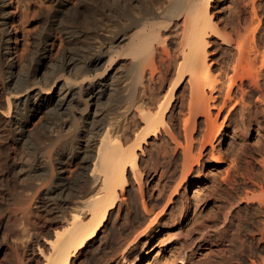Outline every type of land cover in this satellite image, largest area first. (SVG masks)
<instances>
[{
	"label": "bare ground",
	"instance_id": "obj_1",
	"mask_svg": "<svg viewBox=\"0 0 264 264\" xmlns=\"http://www.w3.org/2000/svg\"><path fill=\"white\" fill-rule=\"evenodd\" d=\"M212 1L75 0L73 5L71 2L74 0H51L55 13H63V10L70 12L72 5L77 14L72 24L68 22L70 26L74 23V27L67 28L69 25L65 24L66 28L62 29L67 45L59 57L49 58L48 44L56 36L54 31L60 30L64 23L59 16L57 18L48 12L49 16L53 15V21L46 25L48 30L44 29L37 35L26 61L17 63L11 49L12 31L8 26L7 2L0 0V148L12 152L0 154L3 155L0 264H75L97 242L114 211L122 206L130 186V175L136 183H142L141 156L145 155V147L152 140L167 134L173 145L182 149L186 161L183 160V164H188L193 158L197 117L201 116L208 134L204 132L202 140H199L201 146L197 151L200 153L194 160L198 164L208 147L211 153L217 152L216 141L221 130V125L217 123L222 113L227 109L232 112L237 106L242 112L248 111L247 86L259 96L251 111L260 107L259 100L264 98L261 85L264 50L260 52L257 46V29L253 30L252 26V31L245 30L243 34L237 27V31H232L234 28L231 33L224 31L214 20ZM97 2H104L112 8L110 19L108 15H105L108 20L102 17L104 10ZM87 5L95 6L96 12L102 10L99 15L95 14V18L92 16L94 21L85 14ZM136 5L141 6L139 8L142 9H138L141 12L134 11ZM54 17L57 19L54 20ZM178 20L183 21L180 52L167 62L165 54H162L167 40L162 28H168ZM212 39L220 40L234 53L226 66L219 70L209 59ZM159 46L163 48L161 54L165 60L161 56V61L157 59ZM156 60L160 61L159 67ZM146 69L151 70L150 83L144 81ZM156 72L160 73L159 76L162 74L164 81H170L169 87L166 86L168 88L157 87L162 76L157 78ZM186 83L189 86L188 110L186 116L181 114L185 146L180 139L181 133L171 130L168 117ZM37 113L42 114L44 120L35 131H29L30 120ZM134 113L141 125L134 137L127 139L129 137L120 135L123 131L118 129L117 121L120 118L129 121ZM38 131L42 132L39 138L36 136ZM34 135L38 139L44 135L46 143L39 148L30 146L33 138L37 139ZM165 148H159L158 152H165ZM225 158L219 156L217 165L224 164ZM74 162L78 169L69 171L71 178H66L64 166ZM188 166H182L183 171L187 168L184 177L193 169H188ZM228 176L227 170L226 177L221 181L223 187L235 186L237 182L232 185L234 180L231 181ZM199 187L195 185L194 188L193 197L196 199ZM262 193L251 198L246 196L245 199L249 206L258 204L257 214L264 218ZM172 200L169 197L165 208ZM143 204L144 213L153 217H149L152 219L147 225L152 228L158 215L152 207L149 206L154 212ZM227 204L229 199L225 198L222 206ZM225 214L226 223L229 214ZM19 226L25 227L22 229L26 234L20 232ZM262 228L258 240L253 235L260 252H264V226ZM222 230L218 249L225 257L234 253L231 250L233 244H227L228 241L233 242V238L227 235L229 230ZM21 233L31 241L23 242V236V241L17 242ZM233 233L230 234L233 236ZM263 255L253 264H264ZM160 260V257L151 258L147 264H157ZM183 262L181 260L180 264Z\"/></svg>",
	"mask_w": 264,
	"mask_h": 264
},
{
	"label": "rangeland",
	"instance_id": "obj_2",
	"mask_svg": "<svg viewBox=\"0 0 264 264\" xmlns=\"http://www.w3.org/2000/svg\"><path fill=\"white\" fill-rule=\"evenodd\" d=\"M6 2V12L9 15L8 26L10 31H12L11 49L15 61L17 63L26 61L32 53L35 38L42 30H48L47 26L53 21V18H51L53 15L57 18L59 16L61 22L64 24L60 27V30L54 31L56 32V36H54L48 44V56L53 59L59 57L62 50L67 45L64 40L62 29L66 28L67 25H69L67 28L74 27V23L73 26H70L72 22L76 20L75 17H77V14L74 12V7L70 5V8H72L70 12H64L65 10H63V13L58 12L57 14L55 13V6H53L51 0H6ZM75 3V0L71 2L73 5H75ZM103 3L104 2L98 3V5L100 4L99 6L103 8H99L106 12L101 9H98L96 12L95 9L98 8L97 4H95L96 8L95 6L93 7V5H89V7L87 5L88 10L86 9L87 12L85 11V14L90 16L88 19L92 18V21L101 11L104 13L101 12L103 16L101 14L100 16L103 18L105 17L106 20L111 18L112 8L106 3ZM139 7L141 6L136 5L133 7L134 11L137 9L135 11L136 13L137 11L139 13L142 9ZM89 8L92 10L95 8V11L89 10ZM113 10H116V8ZM89 11L93 13H88ZM48 12L53 15L49 16ZM212 12L217 25L228 33L237 31V28H240V34L246 33L245 30L252 31L253 27V30L257 29V32H255L257 46L260 52L264 50V0H213ZM105 15L109 16H107L108 19ZM46 17L49 18L46 19ZM56 17H54V20L57 19ZM69 21H71V24L68 23ZM182 23V20H178L173 22L170 27L162 28V32L166 34L167 40L165 47L160 45L164 47V49L160 46V48H158L160 52H158L159 54L157 53L159 55L157 58L158 60H160L159 57L161 56L162 59L165 57L166 60H164L170 62L171 59H174L177 57V54H179L180 51L178 48L180 47V38L183 31ZM249 27L251 28L249 29ZM244 35L239 36L244 37ZM211 44L213 46L209 49V59L213 66L219 70L223 66H226V62L229 61L234 53L231 52L227 46L223 45L220 40L212 39ZM161 52L163 55L165 54L164 57ZM174 55L176 56L174 57ZM170 57L174 58L169 59ZM158 60H156L157 63L161 61ZM156 65L159 67V63ZM172 68L174 69V66H172ZM147 69L144 75L146 76L144 81L145 83H150L151 70L148 71ZM158 74L160 73L156 72V75ZM158 76L157 78H160L162 74ZM163 78L162 76L159 81L160 85L157 83L159 85H157V87L163 86L164 88H168L170 81H164L165 78ZM167 85L168 87H166ZM261 85L264 89V78L261 80ZM183 89L180 90L177 95L178 101L171 115L169 114L168 121L170 128L172 126L171 130H176L175 132L172 130L174 133H181L182 138L180 137V139L183 145H185L186 141L182 128L184 119L182 117L187 115L186 112L188 110L189 86L187 83L184 85ZM183 91L184 93H181ZM247 91L249 94L247 95L246 101L250 103V105L248 104L246 107L248 111L242 112L240 107L237 106L236 110L232 112H228L227 109L222 113L217 123L218 126L221 125L220 135L216 141L217 152L211 153V148L208 147L203 152L200 163L198 164L195 163L194 160L199 156L200 152H198V149H200L199 146H201L199 140H202L200 138H203L205 135L204 132L207 131V127L204 118L201 116L197 117L198 128L194 133V147L192 146L193 158L188 162V169L190 167L193 169L189 173L187 172L188 176L186 177L185 175L186 178L183 173H185L187 168H184L183 171L182 166H187L188 164H183L185 157L183 156L182 149L176 147L175 144L173 145L167 134L165 135V133H163L160 139L152 140L151 144L145 147V155L141 156L143 159L141 168L144 171L142 183H136L130 175V186L128 187L125 198L121 202L122 206L114 211L107 224V228L99 236L97 242L92 247L88 248L86 252L75 261V264H147L149 259L151 260V258L154 259L155 257H160L161 259L157 264H180L181 260H184V264L257 263V259H259V256L261 254L263 255L264 252L258 251L256 248L258 244L253 238L257 236L256 240H258V237H260V228L263 229L264 218L257 214L256 208L258 204H251L249 206L245 198L248 196L251 198L253 195L259 196V194L264 191V98L263 100H259L260 107L253 109L254 114H252L251 108L254 107L255 99L259 96L256 92L251 91L249 86H247ZM223 95L224 92L222 93V96ZM180 97L183 102H181ZM182 113H184V115ZM214 113H216V111H214ZM249 115L253 118L252 120ZM253 115H255V117H253ZM130 116H132V114ZM134 116L135 119H132ZM132 117L129 119L130 122L127 119L125 121L123 118L117 121L118 129L123 131H121L123 134L120 133V135L124 136V138H126V136L129 137L127 139L133 138L135 132L139 129L137 127L141 125L135 113ZM131 119L133 121H131ZM43 120L44 117L42 114H35L30 120L27 129L29 131H35L37 127L41 126ZM253 120L254 122H252ZM119 124H121V126H119ZM39 130L42 131L43 129L39 128ZM38 132L36 133L37 135H35L39 138L43 131L40 133ZM206 134H208V131ZM35 135L33 137H36ZM38 138H33L34 141L33 139L31 140L33 142H31L30 146L39 148L40 145L46 143V137L44 135L40 137V139ZM36 141L39 142V144ZM40 141H43L42 144H40ZM160 146L162 148L166 147L165 152H158L159 148H161ZM19 150L20 149L17 151ZM31 150L33 151L32 148ZM7 151L8 150L2 151L1 149L0 154L1 152H4V155L12 153L9 151L6 153ZM222 155L226 157V161L219 166L217 165V159ZM2 159L3 155H0V176L2 170L1 165H3ZM77 169L78 165L75 162L66 164L64 166V176L66 178H71L69 171L74 172ZM227 170L229 171V179L231 181L234 180L232 181V185L236 182L238 185L235 184V186L223 187L221 181L224 176L226 177ZM248 179L250 181H248ZM244 183L249 186H245ZM195 185H200L198 188L200 193H198L199 197L197 199L193 197ZM225 192L229 194V197H227L228 195ZM245 193H248V195ZM263 194L264 192L262 195ZM169 197H172L173 200L169 206L165 208V204ZM225 198L229 199V204L224 207L222 205L225 202ZM143 203H145L149 209L152 210L153 208L155 212L153 210L152 212L158 215V220L152 228H149L147 225L150 224L153 217L144 213ZM227 212L229 218L225 223V213ZM259 219L263 224L260 223ZM19 227H21V231L19 228L17 229L20 232L25 229V227ZM223 228L226 231L229 230L227 231V235L230 239L233 238V242H227V244H233V246L231 245V250L234 252L226 255L227 257L229 256L228 258H225L226 256L223 257L224 255H221L218 249L221 243L220 236L223 234ZM255 230L256 233H254ZM23 232L26 234L25 231ZM22 233L20 235L18 234L17 242H22L23 240V242H30V238L28 237L27 239ZM230 233H233V236L237 235V233L240 235L233 237ZM253 235L255 237H253ZM23 236H25L24 239L22 238ZM133 239L134 241L131 242ZM243 239L244 241H242ZM234 240H237L238 244ZM239 240H241V242H239ZM239 243L243 245H239ZM144 253L145 255H143Z\"/></svg>",
	"mask_w": 264,
	"mask_h": 264
}]
</instances>
